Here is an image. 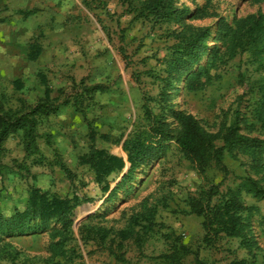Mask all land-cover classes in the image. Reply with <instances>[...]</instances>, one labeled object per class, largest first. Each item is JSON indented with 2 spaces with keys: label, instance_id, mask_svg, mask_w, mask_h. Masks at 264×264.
I'll return each instance as SVG.
<instances>
[{
  "label": "rangeland",
  "instance_id": "374dc122",
  "mask_svg": "<svg viewBox=\"0 0 264 264\" xmlns=\"http://www.w3.org/2000/svg\"><path fill=\"white\" fill-rule=\"evenodd\" d=\"M144 1L104 0L102 8L97 0L0 1V42L35 56L28 73H0V116L23 123L1 144L0 209L24 205L33 186L79 201L68 230L57 225L1 239L0 264H161L174 244L192 251L185 264L194 257L206 264H264V199L241 193L253 208L249 221L258 247L250 254L237 239L206 245L202 218L187 205L207 182H222V189L249 174L264 186V174L255 173L253 158L238 146L225 153V172L200 173L175 142L171 112L191 113L210 132L234 123L264 138L255 116L264 71L248 50L231 56L234 43L222 30L223 23L232 30L244 17L264 14V0H171L176 14L165 20L148 15ZM192 29L207 37L208 54L194 64L204 86L177 92L180 82L167 75L164 60ZM153 114L165 115L172 137L133 173L126 194L120 188L109 199L90 161L99 151L125 159L123 141L146 129ZM121 176L109 175V187Z\"/></svg>",
  "mask_w": 264,
  "mask_h": 264
},
{
  "label": "trees",
  "instance_id": "16d2710c",
  "mask_svg": "<svg viewBox=\"0 0 264 264\" xmlns=\"http://www.w3.org/2000/svg\"><path fill=\"white\" fill-rule=\"evenodd\" d=\"M83 1L87 5L92 2V0ZM143 4L147 14L154 18L165 20L176 14L171 0H145ZM99 6L101 8L104 6V0H97L95 7ZM186 13L187 11L183 15ZM223 29L225 36L234 43L231 56L235 54L237 48L248 50L254 62L264 71V14L248 15L241 20L238 28L232 30L223 23ZM206 41L207 37L200 29L189 30L181 39L179 48L165 57L167 75L175 74L180 82V87L174 88L175 91L180 92L182 87L192 91L203 88L204 80L200 78L202 69L200 66L194 69V64L202 54H208ZM258 81L259 95L255 101V116L257 122L264 128V75H260ZM12 82L15 88L22 87L21 80L14 79ZM171 112L178 124L175 142L185 158L195 164L200 173H204L210 167L225 172L224 155L231 154L238 146L253 158L255 173L264 174V162L261 158L264 152V138L242 133L239 126L234 123L222 124L215 132H210L201 126L191 113L182 109H171ZM22 125L18 118L11 120L0 116V148L8 134ZM170 131V124L165 115L153 114L146 129L132 133L123 141L125 159L121 156L105 154L103 151L96 153L95 159L90 161L91 166L95 172V180L100 184L103 182L101 188L110 189L109 199L120 188L125 194L130 190L127 181L133 178L134 172L157 157L166 141L172 137ZM126 164L127 167L123 171ZM116 172H122V176L110 188L106 178ZM221 183L207 182L194 195L188 196L189 212L201 216L203 241L206 245H213L221 238L237 239L238 247L250 254L252 249L258 247L249 221L253 208L244 204L241 193L245 192L255 198L264 199V186L259 179L249 174L234 176L231 184L222 189ZM78 203L76 196L60 197L49 189L33 186L24 205L14 207L10 212L0 209V240L4 237L54 229L57 225L68 230L73 209ZM59 245L60 241L53 242L50 244V249L57 252ZM191 253L192 251L184 244H174L170 251L162 256L161 264H185L183 258ZM119 260L122 262L124 259ZM189 264L206 263L194 257V262Z\"/></svg>",
  "mask_w": 264,
  "mask_h": 264
},
{
  "label": "crops",
  "instance_id": "0c3cea01",
  "mask_svg": "<svg viewBox=\"0 0 264 264\" xmlns=\"http://www.w3.org/2000/svg\"><path fill=\"white\" fill-rule=\"evenodd\" d=\"M0 39H2L1 35ZM34 57V54L30 55V52H27L26 47L20 49L12 43L0 42V73L10 71L14 76L28 73L31 71L32 64H35ZM5 65H10V67L7 69ZM14 78L18 79L19 77Z\"/></svg>",
  "mask_w": 264,
  "mask_h": 264
}]
</instances>
